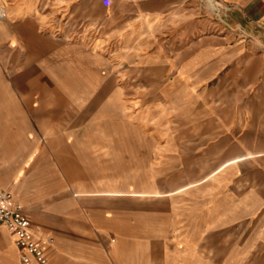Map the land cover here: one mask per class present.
<instances>
[{"label": "rangeland", "instance_id": "obj_1", "mask_svg": "<svg viewBox=\"0 0 264 264\" xmlns=\"http://www.w3.org/2000/svg\"><path fill=\"white\" fill-rule=\"evenodd\" d=\"M19 1L0 0L6 15L0 20V150L29 144L32 131L38 145L58 150L36 153L21 179L27 188L39 173L62 176L61 186L51 184L52 193L29 207L46 214L51 229L61 222L67 234L77 215L89 218L88 210L118 214L120 208L135 205L134 198L101 193L171 189L183 177H200L223 160L264 151V33L249 35L244 25L231 22L229 10L215 9L217 0H209L213 6L199 0L202 10L208 8V22L197 36L231 35L234 42L227 50L239 48L236 53L229 51L186 74L192 76L187 80H173L172 74L151 65L144 66V72L123 73L119 58L113 56L111 74L96 73L94 83L82 70L65 73L55 58L33 74L25 64V50L6 37L13 31L11 12ZM37 1L48 8L57 2ZM51 20L39 27L40 32L72 39L77 28L72 29L70 21ZM153 48L149 41L144 51L151 54ZM105 78L110 89L102 85ZM34 94L44 101L38 111L25 102ZM34 112L40 120L31 119ZM22 154V159L28 155ZM244 162L241 175L251 170ZM9 168L0 161V176L6 181ZM77 192L85 194L75 197ZM103 217L95 219L104 222ZM111 217L105 225L118 232L120 216ZM110 233L114 239L115 233ZM242 241L233 248L231 239L224 240L207 255L223 258L225 264H264V242Z\"/></svg>", "mask_w": 264, "mask_h": 264}, {"label": "crops", "instance_id": "obj_2", "mask_svg": "<svg viewBox=\"0 0 264 264\" xmlns=\"http://www.w3.org/2000/svg\"><path fill=\"white\" fill-rule=\"evenodd\" d=\"M217 1L228 8L231 22L244 25L249 35L264 33V0ZM48 7L37 0H20L11 12L15 23L7 40L25 50V64L33 68V74L41 73L49 59L55 58L65 73L82 70L89 83H94L96 73L111 74L114 56L119 58L123 73L144 72L147 69L143 67L151 65L162 74H172L173 80H187L192 76L186 74L239 50H227L234 42L231 35L197 36L208 22V8L202 10L199 0H57L55 8ZM52 18L70 21L72 29L77 28L71 40L40 32L39 27ZM149 41L154 45L151 54L144 51ZM102 85L110 89L108 78ZM25 102L38 111L44 101L34 94ZM37 115L31 113V119L40 120ZM10 118L15 120V115L11 113ZM32 132L29 144L0 150L1 163L10 167L5 176L9 181L0 176V191L10 192L12 202L28 210L24 214L30 231L45 243L46 264H225L223 258L209 257L208 249L221 247L227 239L233 248L239 247L241 240L264 242V151L223 160L200 177H183L171 189L101 193L134 198L135 205L129 210L120 208L118 214L88 210L89 218L77 215L72 230L65 234L61 222L53 230L46 214L40 215L38 208L29 211L52 193L51 184L63 183L56 173L53 177L39 173L27 188L21 185L31 157L58 151L38 145L32 137L36 132ZM24 152L28 155L22 159ZM244 161L251 170L241 175ZM111 215L120 216L118 232L105 225ZM96 216H104V222ZM110 232L115 233L114 239ZM0 264H22L11 234L2 226ZM29 264L36 263L31 260Z\"/></svg>", "mask_w": 264, "mask_h": 264}, {"label": "built area", "instance_id": "obj_3", "mask_svg": "<svg viewBox=\"0 0 264 264\" xmlns=\"http://www.w3.org/2000/svg\"><path fill=\"white\" fill-rule=\"evenodd\" d=\"M215 6L216 10H228L221 4L215 3ZM5 17L4 9L0 8V20H4ZM0 226L11 234L22 264H29L31 260L36 264H46L45 243L30 231L23 207L12 202V195L8 191H0Z\"/></svg>", "mask_w": 264, "mask_h": 264}]
</instances>
